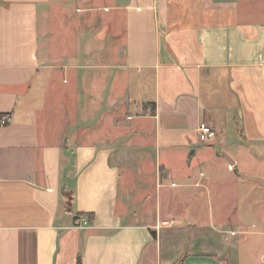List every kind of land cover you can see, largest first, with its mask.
Masks as SVG:
<instances>
[{
	"label": "crops",
	"instance_id": "0c3cea01",
	"mask_svg": "<svg viewBox=\"0 0 264 264\" xmlns=\"http://www.w3.org/2000/svg\"><path fill=\"white\" fill-rule=\"evenodd\" d=\"M4 115L0 264H264V0H0Z\"/></svg>",
	"mask_w": 264,
	"mask_h": 264
},
{
	"label": "built area",
	"instance_id": "2783aa9c",
	"mask_svg": "<svg viewBox=\"0 0 264 264\" xmlns=\"http://www.w3.org/2000/svg\"><path fill=\"white\" fill-rule=\"evenodd\" d=\"M9 119L6 115L0 116V125L8 124ZM198 140L203 144H209L216 138V131L206 123H200L197 128ZM81 222L86 225L88 224L86 217H81Z\"/></svg>",
	"mask_w": 264,
	"mask_h": 264
},
{
	"label": "rangeland",
	"instance_id": "374dc122",
	"mask_svg": "<svg viewBox=\"0 0 264 264\" xmlns=\"http://www.w3.org/2000/svg\"><path fill=\"white\" fill-rule=\"evenodd\" d=\"M241 195V194H240ZM261 195V193H259V191H255V192H253V194H252V198H256V196H260ZM250 198V197H249ZM261 202H263L261 199H259ZM238 207H242V204H243V201H241V200H239L238 201ZM263 204H264V202H263ZM246 205V204H245ZM227 206H228V204H227ZM205 207H207V205L205 206ZM227 207H224V208H222L223 210H225ZM247 207H245L243 210H245ZM263 208H264V206H263ZM206 210H205V214H203L202 213V211H200V213L198 214L199 216H201V215H203L202 217H208V213L211 211V209H208V208H205Z\"/></svg>",
	"mask_w": 264,
	"mask_h": 264
},
{
	"label": "trees",
	"instance_id": "16d2710c",
	"mask_svg": "<svg viewBox=\"0 0 264 264\" xmlns=\"http://www.w3.org/2000/svg\"><path fill=\"white\" fill-rule=\"evenodd\" d=\"M80 216H86L87 217V222L88 224H91L92 220H93V214L92 213H78L75 217L76 221L77 218ZM80 263L79 259H78V264Z\"/></svg>",
	"mask_w": 264,
	"mask_h": 264
}]
</instances>
